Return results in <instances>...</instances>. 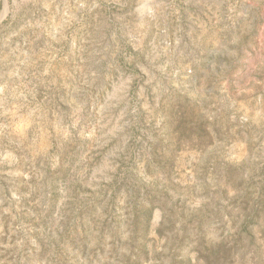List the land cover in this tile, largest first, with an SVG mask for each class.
Returning a JSON list of instances; mask_svg holds the SVG:
<instances>
[{"label":"rangeland","instance_id":"obj_1","mask_svg":"<svg viewBox=\"0 0 264 264\" xmlns=\"http://www.w3.org/2000/svg\"><path fill=\"white\" fill-rule=\"evenodd\" d=\"M0 264H264V0H0Z\"/></svg>","mask_w":264,"mask_h":264}]
</instances>
